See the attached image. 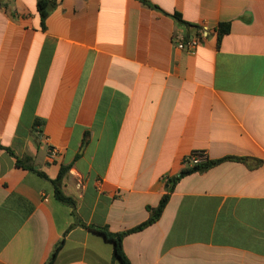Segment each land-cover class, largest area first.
<instances>
[{
	"label": "crops",
	"instance_id": "0c3cea01",
	"mask_svg": "<svg viewBox=\"0 0 264 264\" xmlns=\"http://www.w3.org/2000/svg\"><path fill=\"white\" fill-rule=\"evenodd\" d=\"M57 2L43 29L38 0H0V145L50 179L71 165L79 217L112 233L146 222L192 153L249 158L183 178L123 246L131 264H264V0ZM196 37L195 54L177 48ZM74 221L0 152V264H45ZM52 264L120 261L75 227Z\"/></svg>",
	"mask_w": 264,
	"mask_h": 264
},
{
	"label": "trees",
	"instance_id": "16d2710c",
	"mask_svg": "<svg viewBox=\"0 0 264 264\" xmlns=\"http://www.w3.org/2000/svg\"><path fill=\"white\" fill-rule=\"evenodd\" d=\"M144 3L155 8V9H158L157 6L149 3L148 1H144ZM57 6H58L57 0H38L37 9L39 12V16L41 19V25H42L43 29H46V20L49 17V15L57 8ZM175 17L179 21H182V18L179 14H175ZM230 30H231L230 23H222L219 25V28L217 29L219 43L222 41L223 37H225L226 35H228L230 33ZM86 143H87V137L85 138L84 144H86ZM2 151H7L11 156H13L16 159V166L18 168L29 170L33 173H36L37 175H39L43 179L47 180L52 185V187L54 189L55 198L60 203L70 207L72 210V215H73L75 221H74L73 225L69 228V230L66 232L63 239L55 247L50 259L45 264H52L56 260L59 251L61 250V248L63 247V245L65 243L66 235L75 227H83V228L91 230L94 233L103 235L108 241L113 243L114 255L120 261V264H131V261L129 260V258L127 257V255L124 251V246H123L124 239L127 236H129L130 234L140 232V231L154 225L156 222H158L161 219L163 212H164L165 208L167 207V204L170 201L171 194L174 192L175 187L183 178H185L186 176H189L191 174L197 173V172H206L207 170L211 169L212 167L219 165L225 161H241V162L246 163V164H248L250 161L249 158L226 157V158L219 159V160L208 159V160H205L204 162H202L200 164L190 166L188 164V160L186 159L185 160V165H186L185 168H183L177 176L168 179V181H167V193L162 196L158 206L154 207V208L148 207V211L150 213L149 219L146 222L140 224L139 226H137L131 230H128L125 232H120V233H112L106 227H98V226H94V225L88 226L79 217L78 212H77V210H78L77 200L71 196H68L64 192V183H65V180L69 174L71 165H62L60 167V171H59L57 178L56 179H50L44 172L35 169V165H34L33 159L31 157L19 158L15 155V153L11 149L0 145V152H2ZM194 153H197V152H194ZM260 164H261V161H257V165H260Z\"/></svg>",
	"mask_w": 264,
	"mask_h": 264
},
{
	"label": "built area",
	"instance_id": "2783aa9c",
	"mask_svg": "<svg viewBox=\"0 0 264 264\" xmlns=\"http://www.w3.org/2000/svg\"><path fill=\"white\" fill-rule=\"evenodd\" d=\"M209 30L208 27H204L201 35L203 36L204 33H206ZM207 34V33H206ZM201 46V40L200 37L191 38V39H180L177 42V48L179 50L185 51L188 54H195L197 49ZM48 158L53 160L58 156V150L54 147H49L48 149ZM206 159V155L204 152H197L192 153L188 158V164L190 166H194L197 164H200L204 162Z\"/></svg>",
	"mask_w": 264,
	"mask_h": 264
},
{
	"label": "water",
	"instance_id": "95a60500",
	"mask_svg": "<svg viewBox=\"0 0 264 264\" xmlns=\"http://www.w3.org/2000/svg\"><path fill=\"white\" fill-rule=\"evenodd\" d=\"M35 169H38L37 167Z\"/></svg>",
	"mask_w": 264,
	"mask_h": 264
}]
</instances>
